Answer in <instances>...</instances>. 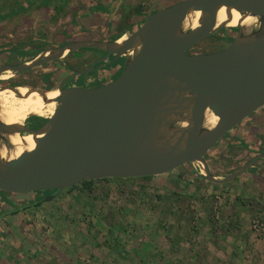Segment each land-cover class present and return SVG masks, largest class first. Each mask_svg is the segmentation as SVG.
<instances>
[{
	"label": "water",
	"instance_id": "obj_1",
	"mask_svg": "<svg viewBox=\"0 0 264 264\" xmlns=\"http://www.w3.org/2000/svg\"><path fill=\"white\" fill-rule=\"evenodd\" d=\"M222 8L227 17L220 22ZM233 10L241 19L250 17L249 24L229 25ZM228 26L238 32L225 48L197 52L192 47ZM83 48L105 51L98 62L110 55L125 57L122 73L98 86H64L67 79L91 72L92 64L62 80L53 99L47 93L54 88L25 86L45 104L56 103L39 127L0 117V191L41 198L23 210L40 207L84 181L160 175L186 163L197 164L213 183H228L264 159L258 153L217 177L205 158L222 137L264 106V0H179L116 40L78 39L18 64L2 63L0 78ZM22 86L0 85V90L20 96ZM212 114L218 119L209 124ZM15 133L32 135L35 147L16 156L4 154V148L13 149L9 137Z\"/></svg>",
	"mask_w": 264,
	"mask_h": 264
},
{
	"label": "rangeland",
	"instance_id": "obj_2",
	"mask_svg": "<svg viewBox=\"0 0 264 264\" xmlns=\"http://www.w3.org/2000/svg\"><path fill=\"white\" fill-rule=\"evenodd\" d=\"M131 1L141 3L144 13H150L177 0H127L125 6ZM95 3L72 0L58 21L35 7L10 16L0 22V48L51 40L46 49L53 47V42L87 39L79 25L69 28V22L76 10ZM139 16L132 15V19ZM95 25L102 27L99 21ZM233 27L222 28L194 49L219 50L227 43L220 37L232 33ZM92 60L89 51L77 50L17 75L6 73L0 85L20 81L24 86L44 89L51 84L57 88L63 78L59 74L62 64H74L80 70ZM47 73L56 75L46 81L42 77ZM84 77L93 76L86 73ZM75 81L72 78L69 83ZM260 115L264 112L259 110L247 117L210 150L206 160L215 176H225L257 154L246 145L264 150ZM245 128L256 138L243 136ZM174 188L179 194L173 193ZM7 196L16 208L6 204L9 211L0 219V264H264L261 172L244 173L231 182L217 184L206 179L197 164L186 163L151 179L99 181L92 191L76 188L27 210L23 207L32 199Z\"/></svg>",
	"mask_w": 264,
	"mask_h": 264
},
{
	"label": "trees",
	"instance_id": "obj_3",
	"mask_svg": "<svg viewBox=\"0 0 264 264\" xmlns=\"http://www.w3.org/2000/svg\"><path fill=\"white\" fill-rule=\"evenodd\" d=\"M71 1L72 0H0V8L2 9L0 10V22L19 12L26 11L30 7H35L37 9H40L44 13V15L47 16L50 14L49 15L50 19L54 21H58L66 13L67 7ZM95 1L96 3L93 5L83 6L79 8L78 10H76L71 16V19L69 22V28L75 25H79L80 30L82 31V34L88 35L86 37L87 39H90V38L97 39L98 38L100 40H116L120 38L121 36H123L125 33L136 30L143 23V21L147 18L149 14L157 11L155 10L149 13V12H146L147 10H145V13H144L141 3L134 5L132 1L129 4V6L126 7L125 4L127 0H95ZM178 1L179 0L175 2H178ZM4 9H7L8 12L3 13ZM119 11H120V16L116 17L117 12ZM132 15H138V16L140 15V16L138 19H132ZM95 21H99L100 23H102V27H99V26L97 27V25H95ZM231 30L233 31L232 33L224 34L220 38L224 41L231 42L234 39L238 28L233 27L231 28ZM212 37L213 35L207 38H204V39H210ZM40 41L41 42H35L32 40L29 43L8 44L4 47H1L0 48V64L5 63V62L11 63V64H18L24 61L25 57L27 56H31V57L37 56L43 50L45 45L48 44V41H51V40L40 39ZM69 42H71V40H67L65 42H60V43L53 42L52 45L56 47V46L64 45ZM198 42L194 43L192 47L194 48V45H196ZM220 48L222 47L220 46ZM84 50L89 51L90 54L101 52L98 49H93V48H83V49H80L79 51H84ZM194 50L197 52H202L196 49ZM73 66L78 70V67H76V65L73 64ZM73 66L69 64L67 65L62 64L60 66L61 72L59 74L62 75L63 78L71 75L73 72L77 71L75 70ZM55 75L56 74L54 73H47V74H44L42 78L46 81H50V79H54ZM82 77L83 76H79V79L82 80ZM18 84H22V83L19 82ZM51 88H53L51 84H47L44 87V89H51ZM31 120L33 122L32 124L33 127H39L46 122L47 118H44L41 116H32ZM246 146L250 151L254 153H257V154L264 153L263 149H259L258 151H256V150H253L252 147H249V145H246ZM212 149L213 148H211L210 150ZM209 152H207L205 155L206 159H207V155ZM261 162L264 163V159ZM259 168L260 166L256 165L255 167L250 168L246 172V174L251 173V172H258ZM154 176H144V177H137V178H104V179H98V180L84 181L77 186L67 188L64 191V193L68 191L70 192L76 188H83V190L86 189V190L92 191L94 189V184L99 181L101 182L102 181H106V182L115 181L118 183H123V182H129V181L136 180V179H151ZM178 192L179 191L177 190V188L173 189L174 194H179ZM39 199L40 198H38L37 200ZM33 202L34 201H31L28 204L32 205ZM0 204L3 205V208H0V219L4 218L7 211H9L8 210L9 208H7L8 207L7 205L9 206L11 205L12 208H16L13 202L7 196V194L2 191H0Z\"/></svg>",
	"mask_w": 264,
	"mask_h": 264
},
{
	"label": "bare ground",
	"instance_id": "obj_4",
	"mask_svg": "<svg viewBox=\"0 0 264 264\" xmlns=\"http://www.w3.org/2000/svg\"><path fill=\"white\" fill-rule=\"evenodd\" d=\"M199 15V14H198ZM227 17L225 8H222L219 12V21H224ZM241 15L238 11L233 10V19L229 22V25H237L239 23L243 25L249 24L251 18L241 19ZM198 21L194 23V26H197ZM124 36L122 39H125ZM2 75V78H4ZM20 96L10 89L0 90V117L3 121L7 123L22 122L30 113H38L51 115L56 107L55 102L45 104L43 98L39 95L38 92L34 91L28 94V89L25 86L20 87L19 89ZM58 90L51 89L47 93V97L50 99L58 96ZM218 117L211 115L208 118L209 124H214L217 121ZM10 141L13 144V149L6 151L4 148V154L8 153L11 156L19 155L24 150H31L35 147L36 142L33 139L32 135L15 133L10 135Z\"/></svg>",
	"mask_w": 264,
	"mask_h": 264
},
{
	"label": "flooded vegetation",
	"instance_id": "obj_5",
	"mask_svg": "<svg viewBox=\"0 0 264 264\" xmlns=\"http://www.w3.org/2000/svg\"><path fill=\"white\" fill-rule=\"evenodd\" d=\"M237 32H238V30H237ZM229 43L230 42H227L226 45L220 49L225 48ZM99 51H101V52L91 53L93 60L88 65V66H90V65L94 64V69L91 72L87 73L88 75H92L93 77L85 78L84 76L86 75V73H84V74L77 75V76L73 77V78H77L79 76H83L82 80L79 79V80H76L75 82L69 83V81L72 79V78L67 79L70 76L69 75V76H66L65 78L62 79V80L67 79L64 83V86H86V87L98 86V85L105 84V83H108V82L114 80L115 78H117L122 73V71L125 67V57H120V58L115 59V55H110L105 61L98 62V60L101 59L106 54L105 51H102V50H99ZM88 66H86V67H88ZM100 72H102V73H100ZM19 82L20 81H15L14 83L6 82L5 85L14 86V85H18ZM59 84H58V86H59ZM24 124L26 126L33 127L32 126L33 122L31 120V116L27 118V120L24 122ZM37 199L31 200V201L35 202V201H37ZM31 201H29V202H31ZM27 205H30V204H27ZM27 205H25V206H27Z\"/></svg>",
	"mask_w": 264,
	"mask_h": 264
},
{
	"label": "crops",
	"instance_id": "obj_6",
	"mask_svg": "<svg viewBox=\"0 0 264 264\" xmlns=\"http://www.w3.org/2000/svg\"><path fill=\"white\" fill-rule=\"evenodd\" d=\"M163 8V7H162ZM161 9V8H160ZM159 10V9H158ZM264 107V106H263ZM263 107H261V108H259V109H257L255 112H253L252 114H250L249 116H253V114H255V113H257L259 110L260 111H262V112H264V110H262V108ZM248 116V117H249ZM246 119V118H245ZM245 119L243 120V121H245ZM243 121L241 122V123H243ZM258 121H262L263 123H264V115H260V117H259V120ZM238 126H239V124H238ZM263 130H264V125H263ZM248 131V132H247ZM253 133V131H249L247 128H245L244 130H243V133H242V135L243 136H245V137H249V138H251L252 137V135H253V137H255V134H252ZM260 133H258V135H259ZM256 138V137H255ZM254 138V139H255ZM252 139V138H251ZM251 144V143H250ZM249 146H252V145H249ZM261 162V161H260ZM258 166H260V168L258 169V172H261V173H264V163L262 164H257ZM257 173V172H256Z\"/></svg>",
	"mask_w": 264,
	"mask_h": 264
}]
</instances>
